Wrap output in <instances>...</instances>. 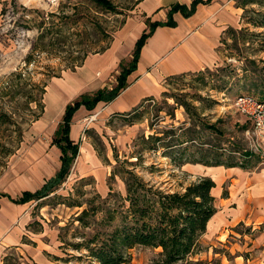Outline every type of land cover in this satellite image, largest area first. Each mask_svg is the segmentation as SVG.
Segmentation results:
<instances>
[{"label": "rangeland", "instance_id": "374dc122", "mask_svg": "<svg viewBox=\"0 0 264 264\" xmlns=\"http://www.w3.org/2000/svg\"><path fill=\"white\" fill-rule=\"evenodd\" d=\"M140 1L110 0V7H102L93 0H0V192L17 197L56 172L60 153L51 141L66 100L55 99L61 95V90L56 91L48 112L50 89L56 79L74 71L84 56L108 46L112 39L124 46L119 31L126 22L143 20L135 11ZM240 1L224 2L238 9L230 11L234 25L222 33L215 65L167 78L158 95L147 97L128 115H102L98 108L82 120L83 129L75 141L92 147L99 158L91 171L82 174L73 162L67 176L48 194L22 206L0 197V204L16 213L10 227H21L23 241L18 246L0 243L1 260L5 258L7 264H98L87 255L84 241L120 222L125 177L131 172L153 190L183 192L200 176H209L184 162L188 154L204 160L218 154L222 162L229 156L238 163L251 160L253 165L246 169L261 164L264 152L251 147L245 134L251 124L233 107V99L250 93L264 100V27L248 22L264 16V6L248 3L243 7ZM116 75L112 69L106 82L111 87ZM95 112L98 115L89 120ZM188 134L192 141L186 144ZM245 150L253 153L246 159ZM180 153L182 159L175 157ZM215 205L218 210V199ZM83 209L88 210L83 219L86 225L76 219ZM261 233L264 224L258 222L226 224L218 236L214 231L202 234L195 254L175 264H264ZM34 250L41 253L37 258ZM160 250L134 245L127 249L128 264H156Z\"/></svg>", "mask_w": 264, "mask_h": 264}, {"label": "crops", "instance_id": "0c3cea01", "mask_svg": "<svg viewBox=\"0 0 264 264\" xmlns=\"http://www.w3.org/2000/svg\"><path fill=\"white\" fill-rule=\"evenodd\" d=\"M191 1L141 0L136 5L135 11L143 16V20L140 19L134 24L126 22L119 31L118 39L125 38L124 46L116 41L117 38L114 41L112 39L104 50L87 55L74 71L68 72L66 77L58 78L54 82L50 89V96L46 98L48 112L52 110L53 98L57 96L55 92L61 90L60 98L57 96L55 99L59 102L66 100L63 102L64 113L66 105L72 102L70 100L75 95L91 94L103 87L111 88V84L106 83L111 70L115 69V73L118 74L117 66L120 61L124 60L128 63L137 39L144 30H148L150 23L166 22L169 17L174 22L173 25L159 24L153 29L140 49L134 69L126 76L127 85L116 96L107 101L100 100L92 108L81 104L73 112L69 136L78 143V151L73 162L74 167L76 166L82 174L91 171L92 167L99 163V158L92 147L85 143L80 144L79 140L75 141L77 133L81 135L80 130L83 129L82 120L87 119L90 112L100 108L102 115H128L147 97L158 95L167 78L181 73L195 72L217 63V47L222 33L229 25H234L230 24V19L235 20L230 11H237L238 8L224 3L225 0H208L198 2L189 15H184L180 10L169 14L173 3L178 2L189 6ZM114 81L116 83V76ZM51 144L60 153V163V149L53 139ZM190 167L209 175L215 182L211 193L218 199L219 209L208 220L206 233L214 231L218 236L224 230V225H234L239 221L264 224V160L255 169L200 163H192ZM55 173L46 180L53 177ZM223 188L227 191L224 196L222 195ZM36 189L24 190L35 191ZM24 190L17 197L0 192V197H6L14 206H22L26 202H15L13 199L18 198ZM225 205L229 207L226 208ZM15 215L16 213L12 212L7 205L0 204V243L5 246H18L20 242L23 244V241H20L21 227L17 225L10 227ZM261 238H264V233L258 235V239ZM34 251L36 253L34 256L37 258V255L41 253L38 250ZM0 264H2L1 259Z\"/></svg>", "mask_w": 264, "mask_h": 264}, {"label": "trees", "instance_id": "16d2710c", "mask_svg": "<svg viewBox=\"0 0 264 264\" xmlns=\"http://www.w3.org/2000/svg\"><path fill=\"white\" fill-rule=\"evenodd\" d=\"M93 1L99 6L110 7V0ZM207 1L192 0L189 6L178 2L173 3L169 14L172 11L180 10L184 15H189L198 2ZM248 3H257L264 6V0L240 1V5L243 7ZM248 22L255 26L264 27V16L252 18ZM159 24L173 25L174 22L169 17L166 22L155 21L148 25V30H144L137 39L131 59L126 64H120L119 73L116 75V84L113 87H103L91 94L83 93L78 99L66 105L53 137V142L61 152L58 171L35 191L24 190L18 198L13 199L15 202L24 203L45 196L52 186L58 185L67 176L78 151V143L74 142L69 136L73 112L81 104L92 108L100 100H110L127 85L126 76L134 69L144 41ZM106 47L103 46L95 52L102 51ZM84 58L77 65H80ZM17 74L20 75V73ZM242 94L254 96L250 93H239L237 95ZM256 98L264 101L258 97ZM210 127L214 128V131H218V128L214 125ZM189 136L190 134H188ZM155 139H160V136H155ZM190 141H192V137L183 140L186 144ZM250 154L253 153L245 150L243 156L246 159L251 156ZM175 157L182 159L184 154L180 153ZM183 159L184 162L205 165L225 164L226 167L240 166L245 169L251 168L253 165L251 160L247 162H245L246 160H239L238 163L230 156L225 162H222L218 159V154L213 155L209 160L196 159L190 154ZM214 186L215 182L210 176H200L196 181L188 184L183 192L153 190L138 175L131 172L129 176L125 177L126 194L122 198L123 204L120 206L122 209L118 210L121 217L120 222L112 226L110 230L105 227L91 234L84 241L88 250L87 255L98 264H128L127 249L134 245H145L161 248L156 264H175L179 260L186 259L195 254L199 237L206 232L208 220L217 211L216 198L211 193ZM87 211V209H83L76 216V219L82 221L84 225L87 224L86 221H83ZM114 217L112 215L109 221H112L111 219ZM2 264L7 263L3 261Z\"/></svg>", "mask_w": 264, "mask_h": 264}, {"label": "built area", "instance_id": "2783aa9c", "mask_svg": "<svg viewBox=\"0 0 264 264\" xmlns=\"http://www.w3.org/2000/svg\"><path fill=\"white\" fill-rule=\"evenodd\" d=\"M233 107L251 122L250 128L245 130L247 138L252 142L251 147L264 152V101L242 94L235 96ZM92 116L89 120H92Z\"/></svg>", "mask_w": 264, "mask_h": 264}, {"label": "bare ground", "instance_id": "6f19581e", "mask_svg": "<svg viewBox=\"0 0 264 264\" xmlns=\"http://www.w3.org/2000/svg\"><path fill=\"white\" fill-rule=\"evenodd\" d=\"M98 112H95L91 119H94L97 116Z\"/></svg>", "mask_w": 264, "mask_h": 264}]
</instances>
